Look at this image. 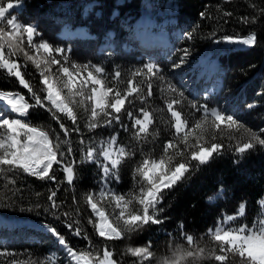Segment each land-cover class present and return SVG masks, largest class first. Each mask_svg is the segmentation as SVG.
I'll return each mask as SVG.
<instances>
[{
  "label": "trees",
  "instance_id": "16d2710c",
  "mask_svg": "<svg viewBox=\"0 0 264 264\" xmlns=\"http://www.w3.org/2000/svg\"><path fill=\"white\" fill-rule=\"evenodd\" d=\"M150 4H153L152 11L164 9L167 5L176 8L174 16L180 35L172 38V48L166 56L152 58L142 49L123 48V45L134 46L133 39L129 38L131 30L135 22L150 10ZM88 5H92L90 11L86 9ZM225 12L232 15L225 16ZM19 16L24 23L37 27L40 33L38 41L42 39L53 46L66 49L74 62L102 66L110 74V78L116 70L121 71L122 76L117 85L119 90H126L127 81L133 79L134 83L141 86L142 95L140 98L135 94L129 97L132 104L129 105L126 101L125 108L140 118L141 108L153 113L154 120L149 126V134L142 144H138L133 139V121L124 110L120 115L128 126V131L114 124L112 127L89 132L85 127L89 112L85 111L84 105H74L81 133L73 132L68 139L74 150L72 159L76 161L82 159L81 149L85 147L79 143L81 138L88 144L91 142L90 138L99 141L112 135L117 137L119 146L129 149L143 147L153 158H159L163 155L164 143L174 138L171 115L167 111V102L172 99L180 101L174 107L188 119L189 129L203 119V114L191 108L190 102H195L198 107L206 105L210 111L217 109L233 115L242 126L236 129L234 126L228 128L222 125L221 130L211 129L216 139L213 141L210 135L206 139L209 143H221L222 150L203 166L190 161L188 149H185V157H176L177 160L188 159L195 165V170H190L191 174H186L187 178L178 182L165 197L162 205L166 209L163 213L164 223L141 231L130 240L105 242L97 235L94 225L88 223L89 219L95 221V217L84 197L87 192L97 190L100 179L99 169L92 163L74 165L77 169L74 185L67 183L62 171H56L57 180L60 181L58 184L40 180L19 170L0 174L1 217L52 225L77 251L102 254L107 243L120 264H133L135 260L126 254L127 246H145L149 241L154 253L151 264H156L167 257V252L174 246L173 241L178 240L183 232L193 234L199 246L213 247L214 242L209 241L205 233L214 228L224 215H237L241 204L246 209V217L242 221L244 224L255 225L259 219L264 218V146L255 145L243 155L235 151L237 146L249 142L251 133L264 139V0H22ZM65 24H68L70 31L84 29L89 37H61ZM109 34L112 35L110 42L113 46L102 49L107 40L104 38ZM249 35L256 36V44L246 49L227 50L223 43H216L223 36L238 39ZM184 49H188L189 55L180 67H176L183 57ZM29 54L35 53L30 51ZM11 59L23 65L25 78L39 91L43 87L39 70L26 61L23 53ZM212 60H217L221 70L220 88L214 94L205 95L195 90V84H198L197 79L204 73L205 65ZM146 63L155 64L161 70L160 76L164 77L163 80H152L151 97L146 95L147 78H133L131 75L132 71ZM170 86L177 91L173 92ZM0 90L25 95L30 103H34L18 80L2 69ZM86 104L90 108V102ZM26 119L33 126L43 127L48 131L55 129L63 138L59 125L46 109L30 110V116ZM64 122L70 128L73 127L71 121ZM198 131L192 132L190 144L195 143ZM67 147L68 145L63 146L65 151ZM180 147L183 148V145ZM174 151L170 150V154ZM140 158L142 157L137 152L135 159ZM53 167L54 170L59 168L58 165ZM134 169L135 164L132 162L121 168L120 181L113 184L116 191L124 194L132 189ZM13 180L15 183H9ZM51 191L57 192L55 199L59 208L53 211L60 216L59 220L49 212L51 202L48 196ZM214 196L215 200L211 201ZM102 206L108 212L112 211L113 206L107 202ZM68 224L72 225L71 229ZM181 224L184 226L183 232L179 229ZM76 227L88 234L92 247H89V241L73 235ZM41 237V242L45 240V243H34L27 248L41 247L48 254L50 244L55 242L54 238L51 234H41ZM64 261L71 264L67 258ZM197 264L219 262L214 258L200 259ZM227 264H233L231 255Z\"/></svg>",
  "mask_w": 264,
  "mask_h": 264
},
{
  "label": "snow or ice",
  "instance_id": "6c2138e0",
  "mask_svg": "<svg viewBox=\"0 0 264 264\" xmlns=\"http://www.w3.org/2000/svg\"><path fill=\"white\" fill-rule=\"evenodd\" d=\"M21 4L22 0H14V2L0 0V69L6 70L9 76L15 77L30 94L34 103H30L25 95L0 90V101H4L8 111L15 114L14 118H9L4 113H0V174L19 170L40 180L58 184L60 181L57 180L56 171H62L67 183L74 185L77 177V169L74 165L92 163L99 169L100 179L97 190L87 192L84 199L92 216L95 217V221L89 219L88 223L94 225L99 237L105 242L130 240L141 231L154 225H162L165 219L163 213L166 210L162 207L164 199L178 182L187 178L186 174L190 175L191 171L195 170V165L190 161L198 162L203 166L214 158V154L221 152V143H209L206 139L210 135L215 141L216 136L211 133V129L221 130L222 125L239 129L242 125L233 115L217 109L210 111L206 105L198 107L195 102H190L191 108L203 114V119L198 120L194 128L189 129L188 119L174 107L180 101L172 99L167 102V111L171 115L174 138L164 143L163 155L159 158H153L150 153L144 151L143 147L129 149L117 146V137L112 135L99 141L90 138L91 142L88 144L81 138L79 143L85 146L81 149L82 159L80 161L72 159L74 150L68 138L73 132L81 133L74 105H84L85 111L89 112L85 125L89 132L102 127H112L114 124L128 131V126L124 124L120 115L124 110L127 117L133 121L132 128L135 130L133 139L138 144H142L149 134V126L154 120L153 113L141 108L139 111L142 118H140L134 116L133 111L125 108L126 101L129 105L132 104L129 97H133L134 94L137 98L141 97L142 88L134 83L133 79H129L126 90H119L117 85L120 83L121 71L116 70L110 78L104 67L74 62L66 53V49L53 46L42 39L38 41L37 37L40 33L37 27L21 23L18 16L12 14L13 11L20 9ZM224 15L232 14L225 12ZM212 35L214 36L215 33ZM216 43L251 47L256 44V36L249 35L244 39L223 36L217 39ZM30 51L35 54L30 55ZM19 53H23L26 61L31 62L39 70L40 83L43 85L39 91L35 90L25 78L23 65L11 59ZM188 55V49H184L180 63L175 66L180 67ZM160 71L155 64L146 63L132 71L131 75L133 78H147L146 95L151 97L152 80L164 79L160 76ZM170 88L173 92L177 91L172 86ZM86 102H90V108ZM35 109H46L51 114L59 125L63 138L55 129L48 131L43 127L33 126L26 119L30 116V110ZM209 118H211L210 122ZM65 120L71 121L73 127L67 126ZM197 130L199 131L195 143L190 144L189 137ZM64 145H68L66 151ZM180 145H183V148ZM255 145L264 146V139L251 133L249 142L237 146L235 151L243 155ZM185 149L189 150L190 161L177 160L176 157H185ZM170 150L175 151L170 154ZM137 152L142 157L138 160L135 159ZM128 162L135 164L133 186L128 193L122 194L116 191L112 184L119 183L121 168ZM54 165H58L59 168L54 170ZM56 196V191H51L48 196L51 202L49 212L59 220L60 216L53 211L59 208ZM105 202L113 206L111 212L102 206ZM245 217L246 209L241 204L238 215H226L214 228L208 229L205 236L209 241L214 242L213 247H200L194 235L183 232L184 226L179 225L183 235L173 241L171 255L158 261L157 264H185L187 258L209 260L214 258L219 264H227L229 254L233 264H264V218L259 219L255 225H248L242 222ZM44 227L57 239L74 264H120L107 243L102 254L87 250L77 251L55 227L52 225ZM68 227L71 229L72 225L68 224ZM73 235L89 241V247H92L88 234L80 227L74 229ZM151 248L150 241L145 246H127L126 254L135 258L133 264H145V262L151 264L154 258ZM0 249H3V245H0ZM6 254L5 251L0 250V256ZM48 259L51 264H57L51 256ZM11 264H25V262L13 260Z\"/></svg>",
  "mask_w": 264,
  "mask_h": 264
},
{
  "label": "rangeland",
  "instance_id": "374dc122",
  "mask_svg": "<svg viewBox=\"0 0 264 264\" xmlns=\"http://www.w3.org/2000/svg\"><path fill=\"white\" fill-rule=\"evenodd\" d=\"M152 7H153V4H150V10L146 11L142 15V17L139 18V20L135 22L134 27L131 30V35L129 38L134 39V37L137 34L136 32L143 31V34L147 38H150L153 40L155 39L156 41H161L164 39L168 40L170 44L165 49H160V50L155 49L152 51L143 50L147 56L156 58V57L166 56L169 53V51L172 48V42H171L172 38H177L180 35V32L176 29V19L174 16L176 13L175 6L167 5L164 9H158L155 11H152L151 9ZM20 9L13 11L12 14L17 15L19 21L21 23H24L19 16ZM86 9L90 11L92 9V5H88ZM60 36L64 38L65 37H80V38L88 37L87 33L83 29L70 31L68 24L64 25L63 31L60 34ZM39 37H37V39H39ZM104 39H107V40L104 46H102V49L112 48L113 45L110 42V39H112V35L109 34ZM223 44H224L225 49L227 50H230L233 48H246V47L250 48L248 46H242V45H229L227 43H223ZM123 48L126 50L137 49L131 46L128 47L127 45H123ZM208 72H213V77L211 78L209 82L207 83L202 82L203 84L200 82L198 84H195V90L197 92H203L205 95L216 93L219 90V85L221 82V77H220L221 70L219 69L218 63L216 61L212 60L205 65L204 75H206ZM0 113H4L5 115L9 116V118L15 117V114H12L10 112H5L4 109H2V112L0 111ZM117 146L119 145L117 144ZM114 183L115 182H113V184ZM113 184H112V187H113ZM216 196L212 197L210 200L214 201ZM223 217L219 221H221ZM0 220H1L0 221V245H3V249H0V250H3L7 253L6 255L0 256V264H11L13 260H16L17 262L23 261L25 262V264H32V262H36V264H51V261L48 259V257L50 256L53 259H55L57 264H67V262L64 261L66 258L70 261V258L67 257L66 253L63 251L62 246L59 245L55 237H53L54 238L53 241L55 242H53V244H50V251L48 254H45L44 250H42L41 247L32 248V249L27 248V246H30L34 243H40V245L43 242L45 243V240L41 242V239H43L41 237V234H45V235L51 234L50 232H47L45 230V227H44L45 225L38 224V223L32 224V222L30 221H9L8 219H5L3 217H0ZM47 243H48V240H47ZM17 250H20V251H17ZM167 253H168L167 256H170L171 249ZM200 259L201 258H195V259L187 258V260L185 261V264H191L192 262H196L195 264H197ZM71 264H74V262H71Z\"/></svg>",
  "mask_w": 264,
  "mask_h": 264
},
{
  "label": "bare ground",
  "instance_id": "6f19581e",
  "mask_svg": "<svg viewBox=\"0 0 264 264\" xmlns=\"http://www.w3.org/2000/svg\"><path fill=\"white\" fill-rule=\"evenodd\" d=\"M139 20V19H138ZM140 22V21H139ZM145 23V22H144ZM142 28V27H141ZM138 31V29H137ZM136 36L134 37L135 40V45L136 47L140 48V49H144V50H160V49H165L166 47H168V45L170 44V42L168 40H161V41H156L155 39H150L147 38L144 34L143 31H138L136 32ZM163 34V33H162ZM240 39H244V38H240ZM247 48V47H246ZM215 61V60H214ZM213 72H208L205 76L202 77L201 79H204V82H209L211 80ZM199 76V77H200ZM5 112H10L8 111V107H5ZM1 221V220H0ZM3 222V221H2ZM36 223V222H35ZM33 224V222H32ZM36 225V224H35ZM34 225V226H35ZM43 225V224H42ZM36 227V226H35ZM38 227V226H37ZM40 227V226H39Z\"/></svg>",
  "mask_w": 264,
  "mask_h": 264
},
{
  "label": "crops",
  "instance_id": "0c3cea01",
  "mask_svg": "<svg viewBox=\"0 0 264 264\" xmlns=\"http://www.w3.org/2000/svg\"><path fill=\"white\" fill-rule=\"evenodd\" d=\"M6 103L4 101H0V111L2 112V109L5 110Z\"/></svg>",
  "mask_w": 264,
  "mask_h": 264
},
{
  "label": "water",
  "instance_id": "95a60500",
  "mask_svg": "<svg viewBox=\"0 0 264 264\" xmlns=\"http://www.w3.org/2000/svg\"><path fill=\"white\" fill-rule=\"evenodd\" d=\"M235 49H239V48H235Z\"/></svg>",
  "mask_w": 264,
  "mask_h": 264
}]
</instances>
